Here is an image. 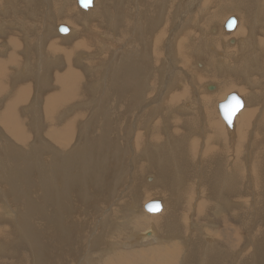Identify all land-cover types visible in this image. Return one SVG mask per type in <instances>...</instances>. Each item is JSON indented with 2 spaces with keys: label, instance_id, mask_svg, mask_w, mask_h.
Listing matches in <instances>:
<instances>
[{
  "label": "rangeland",
  "instance_id": "1",
  "mask_svg": "<svg viewBox=\"0 0 264 264\" xmlns=\"http://www.w3.org/2000/svg\"><path fill=\"white\" fill-rule=\"evenodd\" d=\"M12 1L13 3H16V4L19 3L18 6H23L22 4H24V2L27 3V1H29L28 2L29 4L30 2L31 4L32 3L34 4V0H12ZM22 1L24 2L22 3ZM47 1L49 2L50 6H48L49 4ZM58 1H61V0H58ZM124 1L123 0H94V5L97 8L96 7L92 8L93 7L92 6L89 11L81 10L77 6L75 0L66 1L67 4H71L70 7L72 5H73L72 7L77 6V9L79 11L78 13H76L78 15H74L72 17V21L74 20L73 25H74V30H75L74 37H72L71 39L68 38V40H66L63 43L64 45L62 46L65 47V49L66 47L75 46L76 51L77 50L78 51L76 53L77 55L75 54V56H69V58L66 60L59 59V61L64 63V64L62 63L64 66L60 64V66L58 65V67L53 66L52 69H50L52 66H50L49 68H45L44 72H47L48 77H49L46 83H43L44 82L43 79H45L44 76H43L44 78L42 77L41 79L42 84L37 81L36 79L37 74L35 73L38 71L37 69L35 71V68L33 69L35 73L29 72L28 70L27 73L21 74L19 77L15 76L16 73L18 72L13 73L14 71L13 61L14 60L12 57L8 60L10 62L8 66L3 65L4 74H2V72L0 73V83L4 82V83H1L0 87L2 86L6 87V90L4 91V93L0 94V105L2 106V104H4V106L2 107L3 113H4L6 98L10 96L14 97L15 96L14 94L19 89V86H21L20 90L28 87L27 90H29L28 92L29 97L26 102L24 101L22 103L23 105L19 106L21 110L19 109V107L17 108L19 111L16 110L17 116L18 115L20 116V117L18 116V118H20L21 120V128L22 130L26 131L25 138L27 139L25 140L23 139L22 142H19L13 137H11L8 133H6L5 131L6 128L4 125L1 124L0 126V132L4 137V138L3 137L0 138V141H2L0 142V164H1L0 167L2 166L0 168V172L2 171L0 173V188H2L5 191L8 197L14 195L17 197V199L19 198L22 201V202H17L14 204L11 197L9 198L0 197V233H8L10 234V237H12L13 239L10 246H6V244H4L5 242L3 241L4 238L0 236V242H1L0 244V264H58V262L59 264H66L68 261H69L68 262L69 264H85L86 262H87L86 264H95L91 262V260L93 261L92 258H95L94 260H97L98 253L101 250L107 248L108 244L110 243H111V248L113 249L115 255L110 256L109 259L117 261L120 258H122L124 261H127L129 264H264V148H263L264 147V124H263L264 121L262 118L259 119L260 115L262 117V114H264V110H263L264 109V75H263L264 68L260 67L263 65L261 53H263V56H264V51L262 50V48L260 49V47H262L264 44V41L261 40V37L263 38V35H264V14H262L264 13V6H263L264 0H241V1L240 0H219V1L210 0L211 2H209V0H200V2L199 0H196V3H194V0H187V1L186 0H180V1L179 0H145V3H147L149 7L146 6V8H142L141 10L137 8H139L140 4L142 3L141 2L142 0H137V2H135L134 0H131L130 2L128 1L129 3H127V0H124ZM40 2H43V4L45 3L44 8L46 7L47 9L50 10L51 9L50 7H52L57 2V0H50V1L40 0ZM96 2H98L99 5ZM224 4L227 5L229 10L227 9V7H225ZM101 5L104 6L105 11L108 12V15L105 14L104 8ZM217 6L218 7L220 6V8H218ZM63 7L64 9H66L65 6ZM70 7H67V10ZM108 8L110 9V11L108 10ZM43 9H38V11L44 16L43 23L47 25L46 26L47 29L50 28V31H52L53 27L51 26H53L52 23L54 22V20L52 21L46 20V17H45L46 11L45 10L43 11ZM68 11L70 12V14L72 13L75 14V12H72L70 10ZM93 11H94V15L90 14L91 12L93 13ZM235 12L239 13L238 17H240L241 19L237 17V13ZM88 15H91V16L87 17ZM208 15L211 17H209ZM226 16H228L227 19L229 17H237L238 26L241 20H244L245 22H247V26L244 28V29L246 28L247 29L244 30L243 32L244 33L248 32V33L245 35H242L241 37L243 39H247V41H249L248 44L246 43L247 41L241 42V41L236 40L237 43H239V44H236L238 46L230 45V44L235 43L234 40L232 39L229 44L227 41L229 40V38H226V36H222V35L221 37L220 34L218 35L219 37L217 36L219 40H216V45H214L212 41H207L206 43V40L210 39L211 35L216 36L215 31L219 30L218 33H222L221 32L222 31V20H223L222 18H225ZM139 17H140L141 24H143L142 33H139L138 31L139 30V26H138ZM158 17H160V20L154 21L156 18L158 19ZM250 17L252 18L251 21L249 20L251 19ZM111 19H113V23H111ZM149 19H151L152 21ZM75 20L77 23H75ZM208 21L209 22L211 21V24L210 23L208 24ZM201 22L202 24L204 23L202 26L204 28L201 27L202 25ZM237 22H236V26H237ZM56 23H60V21L57 20ZM213 24L214 26L215 25L216 26L214 27ZM45 25H43L44 28H46ZM153 26L155 28V31H153L154 30ZM211 26L212 28H210ZM236 26L235 28H240ZM250 26L252 27V29L250 28ZM35 28L36 26L33 27V30L37 29ZM131 28H132V31H134V33L131 32L130 30ZM176 28L178 29V31L176 30ZM150 30H151V34L153 33L152 35L149 33L151 35V38H150V35L148 34ZM160 30H161L162 35L165 36V37L163 36L161 37L163 40L161 39L160 44L163 47H161V45L159 44L157 45L156 43H154L156 41V40L154 41V38L157 32H159ZM119 31H121L122 34L118 35ZM249 31L253 32V33H250L251 36L249 34ZM173 32H177L178 35L179 34L181 35L176 36L177 34H174ZM223 32L227 33V35L229 34L234 35V33L232 32H235V31L233 30V31L227 32L225 31L224 25H223ZM56 33L58 34V32ZM143 33H146V34H143ZM172 33L175 36V42L171 41V39L174 40L173 36H171L170 38V35H172ZM248 36L250 38L255 36V38L251 39L252 40L251 41V40H248L249 38ZM258 37L260 39H257ZM50 38L48 40L47 39L45 40V43H46L45 45L47 46L49 45ZM238 39H241V38H238ZM148 40L149 41L151 40L150 43H148L149 42ZM164 40H166L165 45H164ZM178 41H181L180 43L184 45L182 46ZM170 42L171 44L172 42H174L175 44L177 43L176 44L177 46L173 43L172 44L174 46L173 48ZM217 43L219 44L217 45ZM226 43L228 44V47ZM58 44L61 46V42H58ZM71 44H74V45H71ZM151 44H153V46L156 45L155 48L152 49L153 46ZM195 44L199 46H196L197 48H195ZM45 45H44V50L48 51L50 56L56 57L59 54L61 55V53H58L56 55L54 54L55 56L53 54L51 55L50 51L45 49L46 48ZM80 45L82 47H80ZM245 45H247L248 48ZM252 45H254L255 47ZM128 46L130 47V49ZM181 46L183 48L187 47L188 50L190 49V46L192 48V53L189 54L191 56L190 58H188V62H186L187 66L185 68L183 67V61H185V59L179 58L182 56L178 50V48L180 49ZM200 46H201L202 52H200V48H199ZM237 47L239 50L237 49ZM3 48L5 47L1 45L0 49L2 50ZM230 48L231 49L233 48V50L230 51L229 50ZM246 48L248 49V51ZM172 49L173 51H170ZM154 50H157L156 53ZM240 50L243 51V53L245 51V53L243 54ZM235 51L236 52L238 51V52L236 53ZM21 52L22 51H18L15 54L19 55L20 53V55H26L24 57L27 58V54L29 52H22V53ZM138 52L140 53V55ZM231 52L233 53L231 54ZM4 53L5 52L0 51V55ZM253 53L255 55H258V58L260 60L257 58V60L254 61L250 57L254 55ZM32 54L34 55L36 54L35 55L36 60L39 59V56L37 55V53H32ZM44 54L46 56L48 55L46 53ZM233 54L237 58L234 57ZM241 54L242 56L244 55L243 57L245 59L247 60L249 59L248 65L250 63V60L253 61L250 63L252 64L250 65L251 67L249 66L247 71L246 70L244 71L245 74L243 72H240L239 70L241 69V66L238 63L241 62L243 58ZM249 54L250 56H248ZM141 55L143 56V58ZM155 55H159L158 57L160 58L155 57ZM125 56L126 58H124ZM184 56H187V55H184ZM149 57H152V58H149ZM168 57H174L175 59L177 57L176 61H174L175 67L177 68H173L171 71H169L170 74L169 73L164 74L163 72L165 68H169V69L172 68L169 62L173 59L168 58ZM142 59H145L146 64L142 61ZM148 59L150 60L148 61ZM122 60H125L123 61L125 64H123L120 67L121 69H119V67L117 66L118 65L117 62L119 63ZM130 60H133V61L131 62ZM197 60H199L200 64L203 62V65L201 64L202 70L199 69L200 68L199 65L195 66L196 68L194 67V64L196 63ZM219 60L222 61L223 63H226V64L230 63L231 65H233L231 66V68L234 67L232 70L228 69L230 72L231 71L234 72L233 76L231 75L230 72L226 74L231 75V78L233 79L236 78L237 79L236 82L239 84L241 82L242 85L241 84L239 85L240 88L232 89L233 91H229V90L224 91L223 92L224 94L222 97L217 98L218 96H215L213 99H211L212 101L223 102L226 99V97L231 93H235L239 96L241 94L240 93L238 94V92L235 90L242 89V88L246 89V87H250L254 93L252 94V92L247 88L246 91L248 90L251 93L249 94V98L251 99L253 97V100H250L248 97L243 96L245 100L249 99V101L247 102H248V107L250 108V110L253 111L254 109L255 111L254 117L251 121L252 128L250 129L249 134L248 133L246 134L244 139H241L238 133H236V130H237L236 123L234 124V126L236 127V130L234 126L230 130L226 127L220 115L218 114L217 116L219 122L223 126V129L226 135L228 136L227 140H225L226 144H225V152H224L227 155L226 156L227 163H225L226 160L219 162L218 159H214V158H213L214 162H212V157H208L211 154H215L216 156H219L218 151H215L214 153L212 152L209 154L207 153V156H202L200 153L201 149L199 148V146H203L204 143H201V145L196 144L197 141L198 143L199 141L204 142V140L209 138V132H208L209 126L207 124L208 122L207 116L209 114V107H208V104L205 103V101L204 103L200 102L201 100L200 98L203 99L202 96H205V94H209V93H206L204 90H202V85L204 83L210 82L208 81V79L205 78L206 75H209L211 71L210 64L213 62V66L216 70L217 66L221 63ZM32 61H34V58ZM34 63L35 62H33V64ZM138 63H142L141 64L142 68H140V70L138 69L139 66H137ZM178 63L181 67L178 65ZM114 64L116 66H113ZM206 64H208L210 68ZM66 65H67V68H66ZM68 65H71V67ZM158 66H160V69H157V73H159V75L156 74V70H155L156 68H159ZM114 67L117 69L116 70L118 74L117 79L112 77L113 72H115ZM131 67L133 68L132 72L129 71ZM223 68L225 69V67ZM235 68H237L238 70ZM72 69H74L75 75H74L73 80L71 79L72 80L71 83L69 80L64 85L54 84L58 82L57 81L58 76L61 77L62 74H67L68 70H72ZM174 69H176L177 72ZM251 69H254V70H251ZM260 70L262 71V73ZM220 71L218 72L216 71V75H215L216 79L218 78L219 80H221V78L222 79L228 78L227 75L223 76L224 77L223 78L222 74L224 73H221V72H224V71L223 70L221 72ZM58 72L59 74H57ZM183 72H187L186 76L189 78H186ZM203 72L204 74H206L205 76H202L204 75ZM226 72L228 71L226 70ZM138 73H139V76H138ZM189 73L190 75H188ZM195 73L202 74L201 75L202 78H199L196 80ZM110 74H112L111 77H109ZM6 75H13L14 77H9ZM107 77L109 78L107 79ZM4 79L5 81H3ZM117 80H119V82ZM170 80H171V83L175 81V84L176 83L178 84V85L176 84L173 90L165 88L162 86V84H160L162 82L165 84H169ZM249 82H251V84L252 83L255 84V85L252 84L253 88L251 87L252 85ZM211 83L217 84V81H211ZM38 85L40 87H38ZM70 85L71 87H68ZM113 85H115V87ZM244 85L245 87H242ZM115 89H117V91ZM195 89H198V90H195ZM69 91H72L73 93L72 103H70L69 105L67 104V106H61L58 112H55L53 117L47 121L45 114H44V103L46 101V97H50V96L55 97L56 95L59 94L63 96L64 100H66V98H69ZM109 91H110V94H109ZM172 91L176 93H179V92L181 93V92L186 91V94L184 98H182L179 101V103L173 105L171 101L169 100V98L175 94ZM197 91L199 92V97L194 96L195 94L198 95ZM208 92H215V90L214 89L210 91L208 90ZM7 93L10 96H8ZM130 93L134 94L135 96L131 95ZM24 94L26 95L27 93L24 92ZM118 94L119 96L122 95L123 99H125L126 102L123 100V104H119V105L117 104L118 105L117 106L116 104L114 105V101L113 99H111V96L113 97L114 95H116L117 97H119ZM124 96L126 98H124ZM223 97L224 99H222ZM193 99H194V102H193ZM105 100L108 102V104L109 103H112V104L108 105L107 103H105ZM136 101L138 103H136ZM252 101H255V102H252ZM128 102L129 104H127ZM184 102H186V107L188 110H190V112H186L184 110L182 113V109H180V107L182 106L181 103L183 104ZM198 102L202 104L198 105ZM256 102L258 103L257 105L255 104ZM33 104H37V106L31 108V105ZM73 104H74V107H73ZM251 105H253V107H251ZM120 106L121 108H119ZM166 106L168 107L166 108ZM214 108H215V105H214ZM119 109H122L123 112ZM242 110L241 112H239L238 115L242 114ZM39 111L42 113H40ZM215 112L216 111L214 109V113ZM102 116H104L105 118ZM40 118H44L46 120H43V119L39 120ZM182 118H185V119H182ZM201 118H203L202 119L203 121L201 120ZM189 119H191L192 123L191 125H188V124L187 125L191 126V128L188 127L190 128L188 129L187 125H185L186 127L183 128L180 125L181 123H183L182 120H184L186 124V121H188ZM174 123H176V125H172ZM260 123H262L263 126L259 127L260 128L259 129L258 126L260 125ZM242 126L244 125L242 124L240 129L242 128ZM240 129H239V133H240ZM231 133L232 135H230ZM189 136L191 138H189ZM8 138L10 141L8 140ZM257 138H258V141H257ZM42 139H45V140H42ZM240 139L244 141L241 142ZM6 140H8L9 142ZM67 140L69 141L71 140V141L67 142ZM208 140L211 141L210 139ZM185 141L190 142L191 144L194 142V144L190 145L191 147L189 146L190 154L193 160L191 162L192 168L189 172L183 171L181 172V175H179L178 170H176L177 169L176 166H178L180 163L179 161L180 158L178 157V154H179L178 151H181L180 149L183 148V146L181 147V145L182 143L184 144ZM209 144L214 146L211 142H209ZM258 146L259 148L257 149L256 147ZM261 146H262V149H261ZM20 150H23V151H20ZM67 150H68V153H67ZM79 150L84 156L79 154ZM236 151L238 152V156L240 158V162H239L240 167H239L238 173H237V170H235V165H234L235 160H236L234 152ZM70 152L73 153V155L77 158L69 154ZM84 152L88 154H85ZM252 152L253 154H251ZM258 152L260 153L261 156L258 155L259 154ZM14 153H16L17 156L16 155L14 156ZM27 153L28 155H26ZM199 153L201 156L198 155ZM23 155H25V157ZM32 156L34 157V159L32 158ZM199 156L201 157V160ZM207 157L209 158V160ZM83 158L85 159V161L83 160ZM17 160H19L20 162L18 161L16 163ZM199 160L200 162H202L203 160L204 162H206L205 164L203 163V168L201 169L198 166ZM105 161L106 163L103 165ZM186 162L188 163L189 161H186V160L181 161L184 167L187 164ZM10 163H12L13 165ZM97 163L99 165H97ZM212 163L214 164L220 163L219 165L220 168L216 172L211 170L210 171L211 173H210L208 170L205 169V167L207 166V164L213 165ZM22 165L25 167H23ZM112 165L114 169L108 170L107 168L111 167ZM216 166L217 165H215V167ZM100 167H103V168L100 169ZM196 168L198 172L196 171ZM172 170L174 171V174ZM17 172L19 173V175ZM222 172H223V175L218 177V175ZM45 173L47 175H45ZM207 173H209L210 175ZM234 173L236 177L234 176ZM15 174L17 176H15ZM75 174H77V176ZM89 174H91V176ZM196 174H198V176H195ZM53 175H55L56 178L53 177ZM154 175H156V178ZM181 176L184 178H181ZM78 177L79 179H77ZM196 177H198L199 180ZM221 178L223 182L221 181ZM34 179L38 181H35ZM104 179H106L107 182H105ZM236 179H238L239 182ZM14 180H16L17 182ZM194 180L199 182L200 184H197V182H195ZM75 182H78V183H75ZM83 182L88 185H91V188L88 189V187L90 186L84 184ZM109 182L111 183V185ZM106 183L109 185H107ZM260 184L262 185L260 186ZM23 185H25L24 188H23ZM92 185L94 189L92 188ZM177 185L179 186V188ZM229 186L231 188H229ZM103 187L105 188L106 191L102 190L104 189ZM175 188H177V190ZM41 189L43 190V193ZM184 189L185 190L188 189L189 192H187L188 190L185 191ZM16 191H18L19 194ZM54 191L56 194L54 193ZM88 192L89 194L91 193L92 195H95L94 196L95 199H92L93 198L92 197L90 200L89 196L87 195ZM0 193H1V190H0ZM104 193L106 194L104 195ZM138 193H144V194H141L139 198L137 199L136 196ZM183 193H186V194H183ZM231 193L232 194L234 193V194L232 195ZM144 195L145 197H143ZM178 195L180 196V198ZM233 196L234 198H232ZM97 197H98V200H97ZM100 197H102V199H100ZM34 198H36V200ZM4 200L5 202L3 203L2 201ZM94 200H97V201H94ZM156 200L160 201L161 210L157 213L151 214L148 211L147 213L146 210L144 209V205H146L148 202H152ZM31 202H34V203H31ZM56 202H58L59 205ZM65 202L66 203L68 202V204L65 205ZM91 202L95 204L93 208L87 207L88 205H92ZM125 202H128V203L125 204ZM200 202H203L205 205L203 209H201L200 205H198ZM28 203L30 204V206ZM99 203L101 205H99ZM13 204L14 206L12 208ZM124 204H125V207H124ZM7 205L11 209L16 211L18 214L16 216L17 217L16 226H13V224L6 221L8 219L7 216L9 215L8 213H4L5 209L8 208L6 207ZM47 206L49 208H47ZM55 207L59 208L60 210L56 209ZM132 209L135 212L138 210L139 212H141L140 215H138L137 213L134 214V217H137V219L139 220V229H135V230H131L130 227H128L127 225V222L132 218L131 216L134 213ZM50 210L51 211L53 210L52 211L53 214L52 213L50 214L51 212ZM68 211H72V213H68V216L71 218L74 217V221L76 222L75 226L77 227V232H75L74 229L63 230L61 231L63 233L60 232V236L64 239V241H62V244L64 246L66 245V248L77 250L75 251L77 254L75 257V254L73 252L68 258L64 257L62 259H59L58 247L56 250L52 249V251L45 250L42 246V240L39 243L38 238H37L38 241L36 242L35 240L27 237L29 235V228H30V227H27L29 226V222L27 221H29L28 219L29 216H42L43 217L45 216V214H46V216L44 217L45 222H48L49 220L54 221L56 220V217L57 219L59 217L63 218L65 216V213L67 214ZM42 213H44V215ZM142 214L143 215L145 214V215L143 216ZM19 215L20 217L22 215L21 218H23L24 216V218L21 219ZM47 215L49 216L47 217ZM13 216L15 218L14 213H13ZM49 217L52 219H50ZM161 217L162 219L164 217V219L161 220L160 219ZM148 218L151 219V221L148 220ZM167 220H169V222ZM178 220H180V223H178L179 222ZM22 223L23 224L25 223V224L23 225ZM161 223H162V226H161ZM175 223L178 225H176ZM24 228L25 230L27 229L26 231H28V234H26L27 233L26 231H22L24 230ZM49 228L52 230L54 229V226L52 223L49 225ZM154 231L156 232V237L154 240H152L153 236L149 237L148 239L138 237V235L140 236V235H145L149 233L154 235ZM158 238L161 239L160 243L157 242ZM28 239L30 240V242L28 241ZM140 240H145L146 242H142ZM81 241H82L83 246H81V244L79 243ZM135 241H139V243H145V244H138ZM54 244L57 246V241H54ZM73 244H76V246ZM88 244H90V247L92 245L93 248L87 247ZM77 245H80V246L77 247ZM176 245L178 246V248H175V249H180V250L178 251V254L176 252L174 255H172L170 248L173 249L174 248L173 246H176ZM33 246L36 249H34ZM74 246L75 248H78V249H75ZM30 247L34 250H32ZM83 247L85 248L83 249ZM53 250L55 254H53ZM15 252H16V255H14ZM48 252H51L52 254ZM32 254L35 260L32 257ZM77 255H81V256H77ZM143 256L146 258L143 259ZM88 259H91V260H88ZM63 261H65L66 263Z\"/></svg>",
  "mask_w": 264,
  "mask_h": 264
},
{
  "label": "bare ground",
  "instance_id": "2",
  "mask_svg": "<svg viewBox=\"0 0 264 264\" xmlns=\"http://www.w3.org/2000/svg\"><path fill=\"white\" fill-rule=\"evenodd\" d=\"M8 0H0V46L2 45V46H4L5 48H3L2 50L0 49V51H3V52H5L4 54H2V55H0V73L2 72V74H4V69H3V65L4 66H8L9 64H10V62L8 61L11 57L13 58V73L15 72H18V73H16V75L15 76H20L21 74H24V73H27L28 72V70H29V72H32V73H35V71H36V69H37V71L38 72H36L35 74H37L36 75V79H37V81L38 82H42L41 81V79H42V77L44 76L45 77V79H43L44 80V82L43 83H46L47 82V80H48V73L47 72H44V70H45V68H49L50 66H52L50 69H52L53 68V66H57L58 67V65L60 66V64H62L63 62H61V61H59V59L60 60H66V59H68L69 58V56H75V54L77 53V51H76V49H75V46H73V47H66V49H65V47H63L62 45H64L63 43L66 41V40H68V38L69 39H71L72 37H74V33H75V30H74V20L72 21V17L74 16V15H78V14H76V13H78V9H77V6L75 7H70V5L71 4H67V0H61V1H58L57 0V2L52 6V7H50L51 9L49 10V9H47L46 7L44 8V4H43V2H40V0H34V4L32 3L31 4V2H30V4L28 3L29 1H27V3L25 4V2L24 1H22V3L24 2V6H18L19 5V3H13V1L12 0H10V2L8 1V4H9V6H7V5H4V2H7ZM11 1H12V3H11ZM42 1H44V0H42ZM50 1V0H49ZM124 1V0H123ZM131 1V0H127V3H129V2ZM135 2H137V0H134ZM180 1V0H179ZM187 1V0H186ZM185 1V2H186ZM219 1V0H218ZM217 1V2H218ZM241 1V0H240ZM48 2V1H47ZM53 2V1H52ZM51 2V3H52ZM72 2V1H71ZM75 2H76V0H75ZM99 2V1H98ZM98 2H96L98 5H99V3ZM125 2V1H124ZM142 3L140 4V6H139V8H137V9H139V10H141L142 8H146V6L147 7H149L148 6V4L147 3H145V0H142L141 1ZM161 2V1H160ZM184 2V3H185ZM199 2H200V0H199ZM209 2H211L210 0H209ZM213 2V1H212ZM102 3V2H101ZM100 3V4H101ZM104 3V2H103ZM107 3V2H106ZM194 3H196V0H194ZM224 3V2H223ZM6 4V3H5ZM48 4H49V2H48ZM74 4V3H73ZM96 4V5H97ZM109 4V3H108ZM118 4V3H117ZM239 4V3H238ZM258 4V3H257ZM16 5V6H15ZM23 5V4H22ZM134 5V4H133ZM218 5V4H217ZM222 5V4H221ZM225 5V4H224ZM223 5V6H224ZM46 6V5H45ZM48 6H50V4L48 5ZM63 6H65L66 7V9H64V7ZM93 7L92 8H95L96 6L94 5V0H93V5H92ZM101 6H103V5H101ZM100 6V7H101ZM229 6H231V5H229ZM259 6V5H258ZM264 6V5H263ZM67 7H70V8H68V10H70V11H72V12H75V14H70V12L67 10ZM218 7V6H217ZM225 7H227V5H225ZM44 8V9H43ZM97 8V7H96ZM103 8H104V6H103ZM107 8V7H106ZM133 8V7H132ZM218 8H220V6L218 7ZM263 8V7H262ZM38 9H43V11L45 10L46 11V14H45V17H46V20H50V21H52V20H54V22L52 23V25L53 26H51V27H53V30L52 31H50V28L49 29H47V25H45L44 23H43V18H44V16L38 11ZM101 9V8H100ZM227 9L229 10V8L227 7ZM90 10V8L87 10V11H89ZM103 10V9H102ZM108 10L110 11V9L108 8ZM130 10V9H129ZM192 10V9H191ZM203 10V9H202ZM262 10V9H261ZM127 11V10H126ZM144 11V10H143ZM176 11V10H175ZM201 11V10H200ZM236 11V10H235ZM240 11V10H239ZM104 12H105V14H107L108 15V12L107 11H105V8H104ZM107 12V13H106ZM119 12H120V10H119ZM124 12V11H123ZM145 12V11H144ZM231 12V11H230ZM229 12V13H230ZM248 12V11H247ZM253 12V11H252ZM100 13V12H99ZM206 13H208V12H206ZM212 13V12H211ZM227 13V12H226ZM232 13V12H231ZM230 13V14H231ZM235 13H237V12H235ZM261 13V12H260ZM259 13V14H260ZM89 14V13H88ZM90 14H93L94 15V11H93V13L91 12ZM111 14V13H110ZM118 14V13H117ZM129 14V13H128ZM225 14V13H224ZM238 14L239 13H237V17H238ZM245 14V13H244ZM250 14V13H249ZM262 14H264V13H262ZM86 15V14H85ZM178 15V14H177ZM211 15V14H210ZM256 15V14H255ZM91 15H88L87 17H90ZM209 16V15H208ZM213 16H214V14H213ZM228 16H230V15H228ZM228 16H226L225 18H222L223 20H222V33H218L219 32V30H217V31H215V34H216V36H210V39H208V40H206V43H207V41H212L213 42V44L214 45H216V40H219V38H217V36L220 34V36L222 35V36H226V38H229V40H227L228 41V43L230 44V42H231V40L233 39L234 40V42L235 43H233V44H230V45H236V44H239V43H237V41L236 40H238V41H241V42H245V41H247V39H243L241 36L242 35H245V34H247V33H244L243 31L244 30H246V29H244L246 26H247V22H245L244 20H241L240 21V23H239V26H238V22H237V20H238V18L239 19H241L240 17H233L234 19H236V22H237V26H236V23H235V26L236 27H240V28H233V30L235 31V32H232V33H234V35H231V34H229V35H227V33H224L223 32V25L225 24L224 22H226L228 19H227V17ZM239 16H241V15H239ZM243 16V15H242ZM258 16V15H257ZM79 17V16H78ZM99 17V16H98ZM109 17V16H108ZM160 17H162V16H160ZM160 17H158V19L156 18L154 21H158V20H160ZM209 17H211V16H209ZM220 17H221V15H220ZM261 17V16H260ZM84 18V17H83ZM82 18V19H83ZM116 18V17H115ZM124 18V17H123ZM126 18V17H125ZM186 18V17H185ZM229 18H231V17H229ZM245 18H246V16H245ZM249 18V17H248ZM251 18V17H250ZM263 18V17H262ZM75 19V18H74ZM92 19V18H91ZM107 19V18H106ZM120 19V18H119ZM154 19V18H153ZM189 19V18H188ZM194 19V18H193ZM214 19V18H213ZM212 19V20H213ZM219 19V18H218ZM217 19V20H218ZM221 19V18H220ZM227 19V20H226ZM244 19V18H243ZM57 20H59L60 21V23H56L57 22ZM77 20V19H76ZM76 20H75V23H77L76 22ZM79 20V19H78ZM81 20V19H80ZM85 20V19H84ZM87 20V19H86ZM101 20H102V18H101ZM149 20H151V19H149ZM171 20V19H170ZM173 20V19H172ZM187 20V19H186ZM201 20V19H200ZM209 20V19H208ZM226 20V21H225ZM246 20V19H245ZM250 21L252 20V18L251 19H249ZM258 20V19H257ZM262 20V19H261ZM107 21V20H106ZM152 21V20H151ZM175 21V20H174ZM207 21V20H206ZM248 21V20H247ZM249 21V22H250ZM256 21V20H255ZM86 22V21H85ZM215 22V21H214ZM111 23H113V19H111ZM211 24V21L209 22L208 21V24ZM216 23V22H215ZM255 23V22H254ZM89 24V23H88ZM131 24V23H130ZM201 24H202V22H201ZM204 24V23H203ZM203 24L201 25V27L203 26ZM217 24H218V22H217ZM251 24V23H250ZM43 25H45V27L46 28H44V26ZM59 25H67V27H69L70 28V33L68 34V35H65V36H59L56 32V30H57V27L59 26ZM114 25H115V23H114ZM143 24H141V21H140V17H139V30L138 29H136V30H138L139 31V33H142L143 32V29H142V26ZM162 25V24H161ZM199 25V24H198ZM254 25V24H253ZM36 26V30H33V27H35ZM88 26V25H87ZM109 26H111V25H109ZM134 26H135V24H134ZM200 26V25H199ZM213 26H214V24H213ZM216 26V25H215ZM214 26V27H215ZM255 26V25H254ZM49 27H50V25H49ZM119 27V26H118ZM145 27V26H144ZM184 27V26H183ZM200 27V28H201ZM114 28V27H113ZM124 28V27H123ZM135 28V27H134ZM153 28H154V26H153ZM152 28V29H153ZM180 28V27H179ZM199 28V29H200ZM202 28H204V27H202ZM210 28H212V26L210 27ZM220 28V27H219ZM250 28L252 29V27L250 26ZM262 28V27H261ZM91 29V28H90ZM93 29V28H92ZM96 29V28H95ZM151 29V30H152ZM253 29H254V27H253ZM256 29V28H255ZM114 30V29H113ZM131 30V32H133L134 33V31H132V28L130 29ZM136 30H135V32H136ZM151 30H150V32H148V34L150 33L151 34ZM176 30L178 31V29L176 28ZM181 30V29H180ZM232 30V31H233ZM137 31V32H138ZM148 31V30H147ZM153 31H155V28H154V30ZM163 31V30H162ZM198 31V30H197ZM210 31V30H209ZM257 31V30H256ZM186 32H187V30H186ZM214 32V31H213ZM217 32V33H216ZM174 34H177V32H173ZM173 33H172V35H170V38H171V36H173V38H174V40H172L171 39V41H174L175 42V36L173 35ZM195 33V32H194ZM205 33V32H204ZM250 33H253V32H251V31H249V34ZM107 34V33H106ZM118 34V33H117ZM120 34H122L121 33V31H119V34L118 35H120ZM128 34H130V33H128ZM143 34H146V33H143ZM147 34V35H148ZM149 34V35H150ZM153 34V33H152ZM151 34V35H152ZM171 34V33H170ZM198 34V33H197ZM206 34V33H205ZM258 34V33H257ZM76 35V34H75ZM125 35V34H124ZM134 35V34H133ZM151 35H150V38H151ZM179 35H181V34H179ZM178 34L176 35V36H179ZM183 35V34H182ZM193 35V34H192ZM252 35H254V34H252ZM53 36V37H52ZM136 36V35H135ZM143 36H145V35H143ZM163 35H162V33H161V30L159 31V32H157V34H156V36H155V38H154V43H156L157 45L159 44V45H161L160 43H161V37H162ZM169 36V35H168ZM167 36V37H168ZM187 36V35H186ZM188 36H189V34H188ZM221 36V37H222ZM250 36H251V34H250ZM256 36V35H255ZM255 36L254 37H249L248 38V40H251V39H253V38H255ZM51 37V38H50ZM157 37V38H156ZM163 37H165V36H163ZM219 37V36H218ZM50 38V43H49V45L47 46V45H45L46 43H45V40L47 39H49ZM53 38V39H52ZM110 38V37H109ZM131 38V37H130ZM135 38V37H134ZM148 38H149V36H148ZM153 38V37H152ZM238 38H241V39H238ZM246 38V37H245ZM77 39V38H76ZM178 39V38H177ZM176 39V40H177ZM257 39H260L259 37L257 38ZM79 40V39H78ZM114 40V39H113ZM163 40V39H162ZM168 40H169V38H168ZM190 40V39H189ZM198 40V39H197ZM261 40H263L264 41V35H263V38L261 37ZM144 41V40H143ZM149 41V40H148ZM147 41V42H148ZM151 41V40H150ZM150 41L148 42V43H150ZM223 41V40H222ZM252 41V40H251ZM258 41V40H257ZM58 42H61V46L58 44ZM75 42V41H74ZM73 42V43H74ZM80 42V41H79ZM79 42H78V44H79ZM134 42V41H133ZM163 42V41H162ZM166 42V40H164V45L166 44L165 43ZM174 42H172V44L174 43ZM179 43L181 42V41H178ZM198 42V41H197ZM211 42V43H212ZM248 42L249 41H247L246 43L248 44ZM21 45H20V44ZM82 43V42H81ZM140 43V42H139ZM139 43H137V44H139ZM142 43V42H141ZM145 43V42H144ZM152 43V42H151ZM178 43V44H179ZM183 43V42H182ZM185 43V42H184ZM222 43H224V42H222ZM67 44V43H66ZM84 44H85V42H84ZM114 44V43H113ZM170 44H171V42H170ZM171 44V45H172ZM175 44V43H174ZM177 44V43H176ZM175 44V45H176ZM181 44V43H180ZM179 44V45H180ZM210 44V43H209ZM208 44V45H209ZM219 43H217V45H218ZM227 44V43H226ZM245 44V43H244ZM243 44V45H244ZM250 44H251V42H250ZM9 45H11V46H9ZM44 45L46 46V48L45 49H47V50H49L50 51V53H51V55L53 54H58V53H61V55L59 54L58 56H56V57H52V56H50V54L48 53V51H46V50H44ZM71 45H74V44H71ZM121 45V44H120ZM148 45H150V44H148ZM147 45V46H148ZM152 46H153V44H151ZM182 46L184 45V44H181ZM194 45V44H193ZM193 45H191V46H193ZM207 45V46H208ZM211 45V44H210ZM240 45H242V44H240ZM256 45V44H255ZM258 45V44H257ZM67 46V45H66ZM90 46V45H89ZM146 46V45H145ZM155 46L156 45H154L153 47H152V49L153 48H155ZM173 46V45H172ZM177 46V45H176ZM180 47V49L178 48V50H179V53L182 55L181 57H179V58H183V59H185V61H183V67L185 68L186 66H187V64H186V62H188V58H190V56L191 55H189L190 53H192V48H191V46H190V49L188 50V48L187 47ZM187 46V45H186ZM196 46H199V45H196L195 44V48H197ZM236 46H238V45H236ZM245 46H247V45H245ZM252 46H254V45H252ZM80 47H82L81 45H80ZM129 47V46H128ZM161 47H163L162 45H161ZM227 47H228V44H227ZM231 47H233V46H231ZM240 47V46H239ZM244 47V46H243ZM255 47V46H254ZM253 47V48H254ZM257 47V46H256ZM258 47H260V46H258ZM136 48V47H135ZM167 48V47H166ZM173 48H174V46H173ZM194 48V47H193ZM200 48V52H202L201 51V46L199 47ZM207 48V47H206ZM215 48V47H214ZM224 48V47H223ZM247 48H248V46H247ZM246 48V49H247ZM262 48V50L264 51V44H263V46L262 47H260V49ZM126 49V48H125ZM129 49H130V47H129ZM128 49V50H129ZM165 49V48H164ZM170 49V48H169ZM176 49V48H175ZM226 49V48H225ZM237 49H238V47H237ZM250 49V48H249ZM127 50V51H128ZM160 50V49H159ZM163 50V49H162ZM194 50V49H193ZM230 51L231 50H233V48L231 49H229ZM239 50V49H238ZM18 51H22V52H29L28 54H27V58L26 57H24V56H26V55H20V53H19V55H16L15 53H17ZM133 51V50H132ZM155 51V53H156V51L157 50H154ZM170 51H173V49L172 50H170ZM226 51V50H225ZM227 51H228V49H227ZM229 51V52H230ZM241 51V50H240ZM247 51H248V49H247ZM21 52V53H22ZM152 52V51H151ZM159 52V51H158ZM157 52V53H158ZM175 52V51H174ZM236 52V51H235ZM235 52H234V54H235ZM238 52V51H237ZM236 52V53H237ZM242 53H243V51H241ZM241 52H239V53H241ZM252 52V51H251ZM32 53H37V55L39 56V59H37L36 60V57H35V55L34 54H32ZM44 53H46V54H48L47 56L44 54ZM139 53V52H138ZM165 53V52H164ZM196 53V52H195ZM233 52H231V54H232ZM244 53H245V51H244ZM243 53V54H244ZM248 53H250V52H248ZM256 53V52H255ZM142 54V53H141ZM146 54V53H145ZM159 54V53H158ZM187 55V56H189V57H187V56H184V55ZM197 54V53H196ZM234 54H233V56H234ZM252 54V53H251ZM254 54V53H253ZM54 55V56H55ZM77 55V54H76ZM139 55H140V53H139ZM160 55V54H159ZM159 55H155V57H158ZM162 55V54H161ZM202 55V54H201ZM228 55V54H227ZM238 55V54H237ZM246 55V54H245ZM260 55V54H259ZM19 56H21V57H19ZM135 56V55H134ZM142 56V55H141ZM147 56H149V55H147ZM152 56V55H151ZM219 56H221V55H219ZM232 56V57H233ZM241 56H242V54H241ZM244 56V55H243ZM242 56V57H243ZM248 56H250V54L248 55ZM261 56H262V63H263V65L262 66H260V67H263L264 68V56H263V53H261ZM85 57V56H84ZM226 57V56H225ZM234 57H236V56H234ZM254 61H256L257 60V58H258V55H252V56H250ZM33 58H34V61H32L33 60ZM124 58H126V56L124 57ZM142 58H143V56H142ZM149 58H152V57H149ZM158 58H160V57H158ZM168 58H171V59H173V60H171L170 62H169V64L172 66V68H165V70H164V74H168L169 73V71H171L173 68H177V67H175V63H174V61H176V59H177V57H176V59L174 58V57H168ZM217 58V57H216ZM237 58V57H236ZM87 59H89V58H87ZM131 59V58H130ZM175 59V60H174ZM220 59V58H219ZM239 59H241V58H239ZM259 59V58H258ZM36 60V61H35ZM147 60V59H146ZM150 59H148V61H149ZM153 60V59H152ZM155 60V59H154ZM228 60V59H227ZM244 60V61H243ZM249 60V59H248ZM247 59H245L244 57L242 58V60H241V62H239L238 64L241 66V69H239L240 70V72H243L244 73V71L246 70L247 71V69H248V67L250 66V65H252V64H250L251 62H253V61H251L250 60V63H249V65H248V61ZM260 60V59H259ZM74 61V60H73ZM123 61H125V60H122V61H120L119 63L117 62V66L119 67V69H121L120 67L123 65V64H125ZM131 62L133 61V60H130ZM141 61V60H140ZM142 61L145 63V59H142ZM159 61V60H158ZM178 61V60H177ZM220 61V60H219ZM224 61V60H223ZM33 62H35L34 64H33ZM70 62H71V60H70ZM75 62V61H74ZM80 62H82V61H80ZM221 63L218 65V64H216V65H218L217 66V68H216V70H215V68H214V66H213V62L210 64V67H211V71H210V73H209V75H206V74H204V72H203V74L204 75H202V74H199V73H195L196 74V80L197 79H199V78H202V76H205L206 75V79H208V81H210V82H207V83H204L203 85H202V90H204L206 93H209V94H205V96H202L203 97V99L202 98H200L201 100H200V102H202V103H204V101H205V103H207L208 104V107H209V114H208V116H207V120H208V122H207V124H208V126H209V129H208V132H209V138L208 139H210L211 141H209L208 139H206V140H204V142H201V141H199V143H198V141H197V145L198 144H200L201 145V143H204L203 144V146H199V148L201 149L200 151V153H201V155L202 156H207V153L209 154V153H214L215 151H218V153H219V156H216L215 154H211L210 156H208V157H212V162H214V160H213V158L214 159H218L219 160V162H222V161H225L226 160V154L224 153L225 152V144H226V142H225V140H227V135H226V133H225V131H224V129H223V126L221 125V123L219 122V120H218V118H217V116H218V104L220 103L219 101L218 102H214V101H212L211 99H213L215 96H218L217 98H220V97H222L223 96V92L224 91H233L232 89H235V88H240L239 87V85L241 84L242 85V83L240 82V84L239 83H237L236 81H237V79L235 78V79H233V78H231V75L233 76V74H234V72L233 71H229L230 69L232 70L234 67H232L231 68V66H233V65H231L230 63V65L227 63H223L222 61H220ZM233 62H235V61H233ZM261 62V61H260ZM259 62V63H260ZM68 63V62H67ZM143 63V64H144ZM157 63V62H156ZM207 63V62H206ZM64 64V63H63ZM62 64V65H63ZM66 64V63H65ZM74 64V63H73ZM77 64V63H76ZM81 64V63H80ZM120 64V65H119ZM142 63H138L137 64V66H139V70H140V68H142V65H141ZM146 64V63H145ZM149 64V63H148ZM202 65H203V62L201 63ZM201 64H200V62H199V60H197L196 61V63L194 64V67L195 66H198L199 65V69H201ZM236 64V63H235ZM234 64V65H235ZM237 64V65H238ZM257 64V63H256ZM107 65V64H106ZM178 65H179V63H178ZM207 66H208V64H206ZM236 65V66H237ZM254 65V64H253ZM259 65V64H258ZM261 65V64H260ZM64 66V65H63ZM68 66H70L71 67V65H68ZM81 66H83V65H81ZM93 66H95V65H93ZM113 66H116L115 64L113 65ZM127 66V65H126ZM125 66V67H126ZM144 66V65H143ZM180 66V65H179ZM178 66V67H179ZM239 66V67H240ZM26 67H27V69H26ZM159 68H156L155 70H156V74H158L159 75V73H157V69H160V66H158ZM181 67V66H180ZM209 67V66H208ZM209 67V68H210ZM223 67H225V69L223 68ZM251 67V66H250ZM259 67V66H258ZM35 68V71H33V69ZM66 68H67V65H66ZM91 68V67H90ZM97 68V67H96ZM103 68V67H102ZM109 68V67H108ZM196 68V67H195ZM207 68V67H206ZM254 68H256V67H254ZM49 69V70H50ZM87 69V68H86ZM92 69V68H91ZM122 69H123V67H122ZM127 69H128V67H127ZM137 69V70H138ZM198 69V68H197ZM229 69V70H228ZM235 69H237V68H235ZM55 70V69H54ZM66 70V69H65ZM64 70V71H65ZM96 70V69H95ZM114 70H115V72H113V75L112 74H110V76L109 77H111V75H112V77H114L115 79H117V69L114 67ZM113 70V71H114ZM132 70H133V68L131 67V69H129V71L130 72H132ZM135 70H136V68H135ZM142 70V69H141ZM143 70H144V68H143ZM162 70H163V68H162ZM175 71H176V69H174ZM184 70V69H183ZM186 70V69H185ZM202 70V69H201ZM223 70L224 72H221V71ZM226 70L228 71V72H226ZM238 70V69H237ZM251 70H254V69H251ZM256 70H258V69H256ZM86 71V70H85ZM123 71V70H122ZM205 71V70H204ZM207 71V70H206ZM216 71L218 72V71H220L221 73H224V74H222V77L223 76H228V78H226V79H222L221 78V80H219L218 78L216 79ZM236 71V70H235ZM261 71V70H260ZM20 72H22V73H20ZM50 72V71H49ZM82 72V71H81ZM103 72V71H102ZM159 72V71H158ZM177 72V71H176ZM201 72V71H200ZM231 73V75H228V74H226V73ZM237 72V71H236ZM239 72V73H240ZM263 72H264V70H263ZM99 73V72H98ZM111 73V72H110ZM137 73V72H136ZM162 73V74H163ZM184 73V75L186 76V74H187V72H183ZM193 73V72H192ZM221 73H220V75H221ZM238 73V72H237ZM247 73V72H246ZM252 73V72H251ZM261 73H262V71H261ZM28 74H30V73H28ZM57 74H59V72L57 73ZM124 74V73H123ZM135 74V73H134ZM170 74V73H169ZM172 74V73H171ZM245 74V73H244ZM249 74V73H248ZM258 74V73H257ZM14 75V74H13ZM13 75H6V76H9V77H14ZM74 75H75V71H74V69H72V70H68V73L67 74H62V76L60 77V76H58V78H57V81L59 82H56V83H54V84H57V85H64V84H66L69 80H70V83H71V81L73 80V78H74ZM81 75V74H80ZM97 75V74H96ZM105 75V74H104ZM137 75V74H136ZM135 75V76H136ZM149 75V74H148ZM188 75H190V73L188 74ZM202 75V76H201ZM219 75V74H218ZM241 75V74H240ZM243 75V74H242ZM251 75V74H250ZM264 75V74H263ZM50 76V75H49ZM57 76V75H56ZM67 76V77H66ZM138 76H139V73H138ZM29 77V76H28ZM28 77H26V78H28ZM43 77V78H44ZM96 77V76H95ZM109 77H107V79L109 78ZM119 77V76H118ZM193 77V76H192ZM192 77H190V78H192ZM244 77V76H243ZM21 78H22V76H21ZM144 78V77H143ZM186 78H189V77H187L186 76ZM194 78V77H193ZM204 78V77H203ZM224 78V77H223ZM246 78V77H245ZM248 78H250V77H248ZM32 79V78H31ZM34 79V78H33ZM72 79V80H71ZM102 79V78H101ZM125 79V78H124ZM145 79V78H144ZM165 79V78H164ZM257 79V78H256ZM9 80V79H8ZM120 80V79H119ZM119 80H117L118 82H119ZM192 80V79H191ZM190 80V81H191ZM3 81H5V79L3 80ZM34 81V80H33ZM116 81V82H117ZM146 81V80H145ZM164 81V80H163ZM168 81V80H167ZM187 81V80H186ZM195 81V80H194ZM211 81H217V84H214V83H211ZM246 81V80H245ZM24 82V81H23ZM108 82V81H107ZM244 82V81H243ZM1 83H4V82H1ZM1 83H0V85H1ZM10 83V82H9ZM113 83V82H112ZM189 83V82H188ZM192 83V82H191ZM190 83V84H191ZM250 84H251V82H249ZM23 84V83H22ZM42 84V83H41ZM108 84V83H107ZM110 84V83H109ZM160 84H162V86L163 87H165V88H168V89H170V90H173L174 88H175V86H176V84H175V81H173V83H171V80H170V82H169V84H165V83H160ZM197 84V83H196ZM252 84H254V83H252ZM251 84V85H252ZM3 85V84H2ZM95 85V84H94ZM116 85V84H115ZM115 85H113L114 87H115ZM121 85V84H120ZM178 85V84H177ZM219 85V86H218ZM247 85V84H246ZM255 85V84H254ZM13 86V85H12ZM27 86V85H26ZM47 86H49V85H47ZM142 86V85H141ZM194 86V85H193ZM15 87V86H14ZM25 87V86H24ZM38 87H40L39 85H38ZM37 87V88H38ZM54 87V86H53ZM68 87H71V85L70 86H68ZM119 87V86H118ZM195 87V86H194ZM212 88V90L214 89L215 90V92H208V90L210 91V89H208V88ZM242 87H245V85L244 86H242ZM252 88H253V85L251 86ZM255 87V86H254ZM20 88H21V86H19V89L17 90V92L14 94L15 96L14 97H11L10 95H8V93H7V95L8 96H10V97H8V98H6V100H5V107H4V113H3V109H2V107L4 106V104H2V106L0 105V126H1V124L2 125H4L5 126V131H6V133H8L11 137H13L14 139H16L17 141H19V142H22L23 141V139L25 140V139H27V138H25V135H26V131H24V130H22V128H21V120H20V118H18V116H17V113H16V110H18L17 108L20 106V105H23L22 103L25 101H27L28 100V97H29V95H28V92H29V90H27L28 89V87L27 88H24V89H21L20 90ZM36 88V87H35ZM42 88V87H41ZM192 88V87H191ZM249 89L251 92H252V94H254L253 93V91L251 90V88L250 87H246V89ZM91 89V88H90ZM246 89H236L235 91H237L238 92V94L240 93L241 95H239V97H241V99H243V104H244V106H243V110H242V114L241 115H236V117L234 118V120H233V126H234V124L236 123V125H237V130H236V127H235V130H236V133H238V135L240 136V138L241 139H244L245 138V136H246V134L248 133L249 134V131H250V129L252 128V124H251V121H252V119H253V117H254V114H255V111H254V109H253V111H254V113H253V111H251L250 110V108L248 107V102L247 101H249V94H251L248 90V92L246 91ZM6 90V87L4 86H2V87H0V94L1 93H4V91ZM15 90V89H14ZM116 91H117V89H115ZM123 90H125V89H123ZM195 90H198V89H195ZM13 91V90H12ZM49 91V90H48ZM113 91V90H112ZM175 91H176V89H175ZM258 91V90H257ZM260 91V90H259ZM8 92V91H7ZM24 92H26L27 94L25 95L24 94ZM158 92V91H157ZM173 93H175L174 95H172L170 98H169V100L171 101V103L173 104V105H175V104H177V103H179V101L182 99V98H184V96H185V94H186V91H184V92H179V93H176V92H174V91H172ZM178 92V91H177ZM195 92V91H194ZM198 92V91H197ZM196 92V93H197ZM107 93V92H106ZM113 93V92H112ZM124 93H126V92H124ZM135 93V92H134ZM160 93V92H159ZM201 93H202V91H201ZM109 94H110V91H109ZM120 94V93H119ZM119 94H118V96H119ZM131 94V93H130ZM172 94V93H171ZM6 95V94H5ZM33 95V94H32ZM111 95H113V94H111ZM131 95H134V94H131ZM202 95H204V94H202ZM109 96V95H108ZM135 96V95H134ZM147 96V95H146ZM194 96H196V97H199V92H198V95L197 94H195ZM243 96H246V97H248L249 99H247V100H245L244 98H243ZM40 97H42V96H40ZM131 97V96H130ZM169 97V96H168ZM4 98V97H3ZM12 98V99H11ZM72 98H73V93H72V91H69V98H66V100H64V98H63V96L62 95H56L55 97L54 96H50V97H46V101H45V103H44V114H45V117H46V119H47V121L50 119V118H52L53 117V115L55 114V112H58V110H59V108L61 107V106H67V104L69 105L70 103H72ZM124 98H126L125 96H124ZM135 98V97H134ZM194 98V97H193ZM227 98V97H226ZM263 98V97H262ZM2 99V98H1ZM111 99H113V101H114V105L116 104H123V100L125 101V99H123V96L122 95H120L119 97H117L116 95H114L113 97L111 96ZM137 99V98H136ZM135 99V100H136ZM222 99H224V97L222 98ZM221 99V100H222ZM198 100V99H197ZM250 100H253V97L250 99ZM110 101V100H109ZM130 101V100H129ZM158 101V100H157ZM40 102V101H39ZM111 102V101H110ZM126 102V101H125ZM132 102V101H131ZM193 102H194V99H193ZM200 102H198V105H201L202 103H200ZM252 102H255V101H252ZM105 103H107L108 104V102L105 100ZM136 103H138L137 101H136ZM170 103V104H171ZM196 103V102H195ZM194 103V104H195ZM261 103V102H260ZM82 104V103H81ZM109 104H112V103H109ZM108 104V105H109ZM127 104H129V102L127 103ZM134 104V103H133ZM169 104V105H170ZM188 104H189V102H188ZM191 104V103H190ZM252 104V103H251ZM254 104V103H253ZM256 105L258 104L257 102L255 103ZM113 105V106H114ZM117 105V106H118ZM182 105V106H181ZM181 107H180V109H182V113H183V111L185 110L186 112H190V110H188L187 109V107H186V102H184L183 104L181 103ZM214 105H215V108H214ZM37 106V104H33V105H31V108L32 107H36ZM122 106V105H121ZM121 106L119 107V108H121ZM139 106V105H138ZM73 107H74V104H73ZM76 107V106H75ZM99 107V106H98ZM110 107H112V106H110ZM124 107V106H123ZM128 107V106H127ZM134 107H136V106H134ZM168 106H166V108H167ZM251 107H253V105H251ZM257 107H259V106H257ZM43 108V107H42ZM92 108V107H91ZM174 108V107H173ZM172 108V109H173ZM176 108V107H175ZM261 108H262V106H261ZM19 109H20V107H19ZM28 109V108H27ZM26 109V110H27ZM100 109V108H99ZM133 109V108H132ZM135 109V108H134ZM179 109V108H178ZM190 109V108H189ZM214 109H215V113L217 114H215L214 113ZM21 110V109H20ZM29 110V109H28ZM104 110V109H103ZM119 110H121L122 112H123V110L122 109H119ZM125 110V109H124ZM171 110V109H170ZM177 110V109H176ZM264 110V109H263ZM262 110V111H263ZM19 111V110H18ZM97 111V110H96ZM161 111V110H160ZM257 111V110H256ZM40 112V111H39ZM90 112V111H89ZM98 112H99V110H98ZM105 112V111H104ZM126 112V111H125ZM136 112V111H135ZM167 112H168V110H167ZM180 112H181V110H180ZM241 112V111H240ZM40 113H42V112H40ZM103 113V112H102ZM106 113V112H105ZM170 113V112H169ZM173 113V112H172ZM19 114V113H18ZM38 114V113H37ZM141 114V113H140ZM158 114H160V113H158ZM171 114V113H170ZM178 114V113H177ZM39 115V114H38ZM123 115V114H122ZM163 115V114H162ZM173 115V114H172ZM182 115V114H181ZM41 116V115H40ZM161 116V115H160ZM20 117V116H19ZM37 117V116H36ZM39 117V116H38ZM44 117V116H43ZM102 117H104V116H102ZM105 117H106V115H105ZM104 117V118H105ZM127 118V117H126ZM161 118V117H160ZM263 119V121H264V114H262V117H261V115H260V117H259V119ZM37 119V118H36ZM41 119H43V120H46V119H44V118H40L39 120H41ZM136 119V118H135ZM152 119V118H151ZM182 119H185V118H182ZM203 118H201V120H202ZM33 120V119H32ZM160 120V119H159ZM165 120V119H164ZM172 120V119H171ZM101 121V120H100ZM103 121V120H102ZM120 121V120H119ZM176 121V120H175ZM183 121V123H181L180 125L184 128V127H186L185 125H191V123H192V121H191V119H189L188 121H186V124H185V122H184V120H182ZM203 121V120H202ZM205 121V120H204ZM241 121H242V123H241ZM154 122V121H153ZM165 122V121H164ZM163 122V123H164ZM174 122V121H173ZM33 123H34V121H33ZM140 123V122H139ZM160 123H162V122H160ZM244 125V126H242V128L240 129V127H241V125ZM264 124V123H263ZM24 125V124H23ZM70 125V124H69ZM77 125V124H76ZM142 125H143V123H142ZM172 125H176V123H174V124H172ZM187 125V128L188 127H190L191 128V126H188ZM72 126H73V124H72ZM117 126V125H116ZM121 126V125H120ZM159 126V125H158ZM165 126H167V125H165ZM164 126V127H165ZM179 126V125H178ZM207 126V127H208ZM254 126V125H253ZM257 126V125H256ZM261 126H263L262 125V123H260V125L258 126V128L259 127H261ZM43 127V126H42ZM172 127V126H171ZM77 128V127H76ZM190 128H188V129H190ZM138 129V128H137ZM172 129V128H171ZM239 129H240V133H239ZM260 129V128H259ZM2 130H3V128H2ZM26 130V129H25ZM72 130V129H71ZM151 130V129H150ZM207 130V129H206ZM234 130V129H233ZM5 131H3V132H5ZM167 131V130H166ZM229 131V130H228ZM174 132V131H173ZM231 132V131H230ZM229 132V133H230ZM156 133V132H155ZM154 133V134H155ZM169 133V132H168ZM178 133V132H177ZM234 133V132H233ZM4 134V133H3ZM187 134V133H186ZM126 135H127V133H126ZM160 135V134H159ZM169 135V134H168ZM185 135V134H184ZM183 135V136H184ZM230 135H232V133L230 134ZM153 136V135H152ZM151 136V137H152ZM3 137V135L1 134V132H0V138H2ZM7 137V136H6ZM5 137V138H6ZM9 137V136H8ZM10 137V138H11ZM29 137V136H28ZM129 137V136H128ZM133 137V136H132ZM179 137V136H178ZM4 138V137H3ZM44 138V137H43ZM131 138V137H130ZM129 138V139H130ZM158 138V137H157ZM189 138H191L190 136H189ZM70 139V138H69ZM149 139V138H148ZM153 139V138H152ZM239 139V138H238ZM240 139V140H241ZM4 140V139H3ZM8 140H9V138H8ZM8 140H6V141H8ZM13 140V139H12ZM15 140V141H16ZM41 140V139H40ZM42 140H45V139H42ZM74 140V139H73ZM154 140V139H153ZM190 140V139H189ZM260 140H261V138H260ZM10 141V140H9ZM8 141V142H9ZM69 140H67V142H68ZM71 141V140H70ZM69 141V142H70ZM148 141V140H147ZM183 141H184V139H183ZM231 141V140H230ZM242 141H244V140H241V142ZM257 141H258V138H257ZM0 142H2V141H0ZM25 142V141H24ZM27 142V141H26ZM140 142V141H139ZM169 142H171V141H169ZM187 141H185V143L183 144L182 143V145H181V147L183 146V148L182 149H180L181 151H178L179 152V154H178V157L180 158V163H179V165L178 166H176L177 167V169L176 170H178V173H179V175H181V172H189L190 170H191V162L193 161L192 160V156H191V154H190V150H189V148L191 147L190 145H192V144H194V142L191 144L190 142H187ZM209 142H211L214 146H212V145H210L209 144ZM256 142V141H255ZM18 143V142H17ZM46 143V142H45ZM78 143V142H77ZM145 143V142H144ZM164 143V142H163ZM188 143H190V144H188ZM8 144V143H7ZM15 144H16V142H15ZM19 144H21V143H19ZM57 144V143H56ZM141 144V143H140ZM262 144V143H261ZM260 144V145H261ZM26 145V144H25ZM45 145V144H44ZM61 145H62V143H61ZM68 145H69V143H68ZM67 145V146H68ZM156 145V144H155ZM178 145V144H177ZM119 146V145H118ZM117 146V147H118ZM126 146H128V145H126ZM131 146H132V144H131ZM190 146V147H189ZM108 147V146H107ZM153 147V146H152ZM155 147V146H154ZM173 147V146H172ZM179 147V146H178ZM202 147V148H201ZM4 148V147H3ZM32 148V147H31ZM61 148V147H60ZM79 148H81V147H79ZM106 148V147H105ZM156 148H157V146H156ZM257 149L259 148V146L258 147H256ZM264 148V147H263ZM22 149V148H21ZM70 149V148H69ZM86 149H87V147H86ZM178 149V148H177ZM261 149H262V146H261ZM6 150V149H5ZM13 150V149H12ZM15 150V149H14ZM77 150V149H76ZM81 150H83V149H81ZM158 150V149H157ZM165 150V149H164ZM169 150V149H168ZM174 150V149H173ZM172 150V151H173ZM192 150V149H191ZM199 150V149H198ZM252 150V149H251ZM20 151H23V150H20ZM43 151V150H42ZM85 151V150H84ZM89 151V150H88ZM107 151V150H106ZM127 151V150H126ZM134 151V150H133ZM139 151H140V149H139ZM257 151V150H256ZM61 152V151H60ZM64 152V151H63ZM97 152V151H96ZM193 152V151H192ZM5 153V152H4ZM12 153V152H11ZM57 153V152H56ZM67 153H68V150H67ZM85 154H88V153H86V152H84ZM108 153V152H107ZM136 153V152H135ZM200 153L198 154V155H200ZM235 153V158H236V160H235V163H234V165H235V170H237V173L239 172L238 170H239V167H240V164H239V162H240V158H239V156H238V152L236 151V152H234ZM254 153H255V151H254ZM259 153V152H258ZM69 154H71L73 157H75L74 155H73V153H69ZM76 154V153H75ZM79 154H81V155H83L82 153H81V151L79 150ZM105 154V153H104ZM158 154H159V152H158ZM251 154H253V152L251 153ZM257 154V153H256ZM7 155V154H6ZM16 155V153H14V156ZM20 155V154H19ZM26 155H28V153L26 154ZM32 155H33V153H32ZM47 155V154H46ZM99 155V154H98ZM106 155V154H105ZM113 155V154H112ZM173 155V154H172ZM197 155V156H198ZM200 155V156H201ZM258 155H260V153L258 154ZM4 156V155H3ZM17 156V155H16ZM24 157H25V155H23ZM84 156V155H83ZM103 156V155H102ZM144 156V155H143ZM167 156H168V154H167ZM199 156V157H200ZM261 156V155H260ZM27 157V156H26ZM36 157V156H35ZM40 157V156H39ZM44 157V156H43ZM67 157H68V155H67ZM91 157V156H90ZM100 157V156H99ZM98 157V158H99ZM106 157V156H105ZM207 157V158H208ZM9 158V157H8ZM32 158L34 159V157L32 156ZM32 158H30V159H32ZM45 158V157H44ZM43 158V159H44ZM49 158V157H48ZM70 158V157H69ZM75 158H77V157H75ZM133 158V157H132ZM176 158V157H175ZM239 158V159H238ZM259 158V157H258ZM4 159H5V157H4ZM15 159H17V158H15ZM20 159V158H19ZM37 159V158H36ZM41 159V158H40ZM42 159V160H43ZM88 159V158H87ZM90 159V158H89ZM71 160V159H70ZM78 160V159H77ZM83 160L85 161V159L83 158ZM91 160V159H90ZM105 160V159H104ZM159 160V159H158ZM175 160V159H174ZM182 160H186V161H189L187 164L186 163H184V164H186V166L184 167V165L181 163V161ZM200 160H201V157H200ZM200 160H199V167H200V169L201 168H203V163L205 164L206 162H204V160L202 161V162H200ZM206 160V159H205ZM208 160H209V158H208ZM19 160H17L16 161V163L18 162ZM31 161H33V160H31ZM38 161V160H37ZM51 161V160H50ZM151 161V160H150ZM176 161V160H175ZM20 162V161H19ZM133 162V161H132ZM168 162V161H167ZM34 163V162H33ZM56 163V162H55ZM102 163V162H101ZM106 163V161L103 163V165ZM170 163V162H169ZM224 163V162H223ZM222 163V164H223ZM225 163H227V160L225 161ZM229 163V162H228ZM10 164H12V163H10ZM15 164V163H14ZM29 164H31V163H29ZM124 164V163H123ZM176 164V163H175ZM196 164H197V162H196ZM213 165H209V164H207V166L205 167V169L206 170H208L209 172L212 170V171H214V172H216L219 168H220V163H218V164H214V163H212ZM1 165V164H0ZM5 165V164H4ZM13 165V164H12ZM59 165V164H58ZM58 165H57V167H58ZM61 165H63V164H61ZM97 165H99L98 163H97ZM107 165V164H106ZM164 165H165V163H164ZM215 165H217L216 167H215ZM233 165V164H232ZM23 166V165H22ZM41 166V165H40ZM91 166V165H90ZM89 166V167H90ZM102 166V165H101ZM110 166V165H109ZM144 166V165H143ZM149 166H151V165H149ZM263 166V165H262ZM2 167V166H1ZM0 167V168H1ZM23 167H25V166H23ZM31 167V166H30ZM64 167H66V166H64ZM108 167V166H107ZM106 167V168H107ZM113 167V165L111 166V167H108L107 169L108 170H111V169H114V167ZM128 167V166H127ZM156 167V166H155ZM260 167H261V165H260ZM32 168V167H31ZM36 168H37V166H36ZM91 168V167H90ZM99 168V167H98ZM101 168H103V167H100V169ZM121 168V167H120ZM144 168V167H143ZM143 168H142V170H143ZM150 168H152V167H150ZM170 168V167H169ZM195 168V167H194ZM4 169V168H3ZM2 169V170H3ZM15 169V168H14ZM27 169V168H26ZM41 169V168H40ZM46 169V168H45ZM84 169V168H83ZM96 169V168H95ZM199 169V168H198ZM23 170V169H22ZM25 170V169H24ZM29 170V169H28ZM38 170V169H37ZM97 170V169H96ZM104 170V169H103ZM103 170H102V172H103ZM163 170V169H162ZM167 170V169H166ZM165 170V171H166ZM6 171V170H5ZM79 171V170H78ZM77 171V172H78ZM87 171H89V170H87ZM92 171V170H91ZM157 171V170H156ZM173 171V170H172ZM196 171H197V168H196ZM203 171H204V169H203ZM2 172V171H1ZM0 172V173H1ZM22 172V171H21ZM75 172H76V170H75ZM80 172V171H79ZM198 172V171H197ZM6 173V172H5ZM18 173V172H17ZM16 173V174H17ZM43 173V172H42ZM60 173H62V172H60ZM66 173V172H65ZM86 173V172H85ZM92 173H94V172H92ZM91 173V174H92ZM122 173H123V171H122ZM121 173V174H122ZM139 173V172H138ZM150 173V172H149ZM199 173H201V172H199ZM211 173V172H210ZM224 173H225V171H224ZM2 174H4V173H2ZM15 174V176H17ZM25 174V173H24ZM51 174H52V172H51ZM91 174H89L90 176H91ZM159 174V173H158ZM157 174V175H158ZM171 174H172V172H171ZM173 174H174V171H173ZM207 174H209V173H207ZM18 175H19V173H18ZM22 175V174H21ZM29 175V174H28ZM37 175V174H36ZM45 175H47L46 173H45ZM57 175H59V174H57ZM62 175V174H61ZM76 176H77V174H75ZM82 175V174H81ZM143 175V174H142ZM152 175V174H151ZM169 175V174H168ZM210 175V174H209ZM223 175V172L222 173H220L219 175H218V177H220V176H222ZM64 176V175H63ZM68 176V175H67ZM127 176V175H126ZM146 176V175H145ZM155 176V178H156V175H154ZM171 176V175H170ZM195 176H198V174H196ZM202 176V175H201ZM200 176V177H201ZM208 176V175H207ZM234 176H235V173H234ZM257 176V175H256ZM255 176V177H256ZM27 177V176H26ZM26 177H24V178H26ZM53 177H55L56 178V176L55 175H53ZM84 177V176H83ZM82 177V178H83ZM93 177V176H92ZM236 177V176H235ZM17 178V177H16ZM23 178V179H24ZM29 178V177H28ZM27 178V179H28ZM50 178V177H49ZM54 178V179H55ZM82 178H80V179H82ZM160 178V177H159ZM181 178H184V177H182L181 176ZM186 178V177H185ZM196 178H198V177H196ZM202 178V177H201ZM200 178V179H201ZM238 178V177H237ZM27 179H25V180H27ZM68 179V178H67ZM77 179H79V177L77 178ZM94 179H96V178H94ZM128 179V178H127ZM232 179V178H231ZM35 180V179H34ZM86 180V179H85ZM144 180V179H143ZM198 180H199V178H198ZM236 180H238V179H236ZM14 181H16V180H14ZM35 181H38V180H35ZM57 181V180H56ZM83 181V180H82ZM104 181L105 182H107V180L106 179H104ZM151 181V180H150ZM184 181V180H183ZM195 181V180H194ZM221 181H222V178H221ZM259 181V180H258ZM17 182V181H16ZM63 182V181H62ZM65 182V181H64ZM80 182V181H79ZM127 182V181H126ZM136 182V181H135ZM156 182V181H155ZM195 182H197V181H195ZM223 182V181H222ZM238 182H239V180H238ZM12 183V182H11ZM37 183V182H36ZM68 183V182H67ZM73 183V182H72ZM75 183H78V182H75ZM84 183V182H83ZM98 183V182H97ZM103 183V182H102ZM110 183V182H109ZM170 183H172V182H170ZM192 183V182H191ZM5 184V183H4ZM10 184V183H9ZM32 184V183H31ZM70 184H71V182H70ZM70 184H68V185H70ZM84 184H86V183H84ZM99 184V183H98ZM101 184V183H100ZM107 184V183H106ZM197 184H200L199 182H197ZM6 185V184H5ZM25 185H27V184H25ZM25 185H23V188H24V186ZM45 185V184H44ZM86 185H88V184H86ZM107 185H109V184H107ZM110 185H111V183H110ZM159 185H160V183H159ZM180 185V184H179ZM262 184H260V186H261ZM40 186V185H39ZM52 186V185H51ZM54 186V185H53ZM75 186V185H74ZM85 186V185H84ZM88 186H90V187H88V189L89 188H91V185H88ZM178 186V185H177ZM199 186V185H198ZM197 186V187H198ZM239 186V185H238ZM13 187V186H12ZM47 187V186H46ZM58 187H59V185H58ZM80 187V186H79ZM97 187V186H96ZM100 187V186H99ZM106 187V186H105ZM138 187V186H137ZM170 187V186H169ZM92 188H93V185H92ZM98 188V187H97ZM104 188V187H103ZM178 188H179V186H178ZM229 188H231L230 186H229ZM5 189V188H4ZM15 189V188H14ZM17 189V188H16ZM33 189V188H32ZM94 189V188H93ZM143 189V188H142ZM157 189H158V187H157ZM156 189V190H157ZM176 190H177V188H175ZM175 189H174V191H175ZM189 189V188H188ZM188 189H186V190H188ZM0 190H1V193H0V197H8L7 196V194L5 193V191L2 189V188H0ZM42 190V189H41ZM68 190V189H67ZM85 190V189H84ZM91 190V189H90ZM103 191H106L105 190V188L104 189H102ZM140 190V189H139ZM144 190H145V188H144ZM143 190V191H144ZM154 190V189H153ZM152 190V191H153ZM183 190V189H182ZM185 190V189H184ZM185 190V191H186ZM190 190V189H189ZM189 190L187 191V192H189ZM205 190H206V188H205ZM8 191V190H7ZM60 191V190H59ZM83 191V190H82ZM93 191V190H92ZM92 191H91V193H92ZM142 191V190H141ZM147 191V190H146ZM198 191V190H197ZM258 191V190H257ZM17 193H18V191H16ZM58 192V191H57ZM62 192V191H61ZM63 192H64V190H63ZM86 192V191H85ZM100 192V191H99ZM108 192V191H107ZM106 192V193H107ZM169 192V191H168ZM179 192V191H178ZM200 192V191H199ZM29 193V192H28ZM42 193H43V190H42ZM52 193V192H51ZM54 193H55V191H54ZM89 194V192L87 193V195L89 196V198H90V200H91V198L92 199H95V195H92V194ZM106 193H104V195L106 194ZM149 193V192H148ZM177 193V192H176ZM182 193V192H181ZM181 193H179V194H181ZM10 194V193H9ZM19 194V193H18ZM56 194V193H55ZM99 194V193H98ZM141 194H144V193H138L137 194V196H136V198L138 199L139 198V196L141 195ZM183 194H186V193H183ZM232 194V193H231ZM234 194V193H233ZM232 194V195H233ZM33 195V194H32ZM52 195V194H51ZM54 195V194H53ZM82 195V194H81ZM103 195V194H102ZM176 195V194H175ZM188 195V194H187ZM25 196H26V194H25ZM57 196V195H56ZM62 196V195H61ZM84 196V195H83ZM179 196V195H178ZM9 197H11V199H12V201H13V203L15 204V203H17V202H22L19 198L17 199V197L16 196H14V195H12V196H9ZM8 197V198H9ZM22 197V196H21ZM143 197H145V195L143 196ZM166 197V196H165ZM167 197H168V195H167ZM166 197V198H167ZM176 197V196H175ZM49 198V197H48ZM103 198H105V197H103ZM134 198V197H133ZM147 198V197H146ZM170 198V197H169ZM179 198H180V196H179ZM181 198H182V196H181ZM232 198H234V196L232 197ZM3 199V198H2ZM35 200H36V198H34ZM100 199H102V197H100ZM99 199V200H100ZM23 200V199H22ZM32 200V199H31ZM97 200H98V197H97ZM97 200H94V201H97ZM120 200V199H119ZM165 200V199H164ZM48 201V200H47ZM46 201V202H47ZM93 201V202H94ZM101 201V200H100ZM103 201V200H102ZM139 201V200H138ZM157 201H159V200H157ZM245 201V200H244ZM3 203L5 202V200L4 201H2ZM7 202V201H6ZM38 202V201H37ZM93 202H91V204L92 205H88L87 207H91V208H93V206L95 205ZM104 202V201H103ZM153 202V201H152ZM160 202V201H159ZM235 202V201H234ZM246 202V201H245ZM24 203V202H23ZM23 203H22V205H23ZM31 203H34V202H31ZM55 203V202H54ZM56 203H58V202H56ZM101 203V202H100ZM99 203V205H101ZM126 203H128V202H125V204ZM130 203V202H129ZM136 203H138V202H136ZM149 203V202H148ZM168 203V202H167ZM14 204L12 205V208H13V206H14ZM25 204H26V202H25ZM29 204V203H28ZM68 204V202L66 203L65 202V205H67ZM103 204V203H102ZM105 204V203H104ZM125 204H124V207H125ZM245 204V203H244ZM6 205V204H5ZM4 205V206H5ZM43 205V204H42ZM58 205H59V203H58ZM61 205V204H60ZM98 205V206H99ZM110 205V204H109ZM112 205H114V204H112ZM129 205V204H128ZM133 205H134V203H133ZM198 205H200V208L201 209H203L204 207H205V205H204V203L203 202H200ZM4 206H3V208H4ZM26 206V205H25ZM29 206H30V204H29ZM28 206V207H29ZM36 206V205H35ZM120 206V205H119ZM142 206V205H141ZM145 206V205H144ZM242 206V205H241ZM6 207H8V208H6ZM5 208V212L4 213H8L9 215L7 216V220L6 221H8V222H10L11 224H13V226H16V216L18 215L17 214V212L16 211H14L13 209H11L8 205L6 206ZM66 207V206H65ZM100 207V206H99ZM129 207H131V206H129ZM133 207V206H132ZM137 207H139V206H137ZM228 207V206H227ZM232 207V206H231ZM233 207H234V205H233ZM47 208H49L48 206H47ZM52 208V207H51ZM56 208V207H55ZM64 208V207H63ZM98 208V207H97ZM141 208V207H140ZM34 209V208H33ZM41 209V208H40ZM44 209V208H43ZM56 209H58V210H60L59 208H56ZM129 209H131V208H129ZM139 209V208H138ZM142 209V208H141ZM255 209V208H254ZM12 210H13V212H12ZM19 210V209H18ZM27 210V209H26ZM133 210V209H132ZM161 210V205H160V209H159V211ZM213 210V209H212ZM51 211V210H50ZM53 211V210H52ZM52 211L50 212V214L52 213ZM158 211V212H159ZM179 211V210H178ZM47 212V211H46ZM45 212V213H46ZM48 212H49V210H48ZM57 212V211H56ZM133 214H132V218L127 222V225H128V227H130V229L131 230H135V229H139V220L137 219V217H134V214H138V215H140L141 214V212H139V210L138 211H134L133 210ZM147 212V211H146ZM148 212H150V211H148ZM147 212V213H148ZM215 212V211H214ZM13 213L15 214V218H14V216H13ZM59 213V212H58ZM68 213H72V211H68L67 212V214L65 213V216L63 217V218H61V217H59L58 219H57V217H56V220H54V221H48V222H45L44 221V217L46 216V214H45V216H29L28 217V219H29V221H27V222H29V226H27V224H26V226L27 227H30L29 228V235L27 236V237H29V238H31V239H33V240H35L36 242L38 241L37 240V238L39 239V243H40V241L42 240V246H43V248L45 249V250H49V251H52V249H57V247H58V257H59V259H62V258H64V257H69L73 252H74V254H75V257H76V252L75 251H77V250H72V249H70V248H66V245L64 246L63 244H62V241H64V239L60 236V232L61 231H63V230H71V229H74L75 230V232H77V227L75 226V224H76V222L74 221V217L73 218H71V217H69L68 216ZM151 214H152V212H150ZM157 213V212H156ZM171 213V212H170ZM169 213V214H170ZM173 213V212H172ZM43 215H44V213H42ZM48 214V213H47ZM49 214V215H50ZM53 214V213H52ZM60 214V213H59ZM174 214V213H173ZM176 214V213H175ZM257 214V213H256ZM49 215H47V217L49 216ZM143 215V214H142ZM145 215V214H144ZM143 215V216H144ZM156 215V214H155ZM178 215V214H177ZM61 216H62V214H61ZM147 216V215H146ZM170 216V215H169ZM172 216V215H171ZM174 216V215H173ZM12 217V218H11ZM19 217H20V215H19ZM18 217V218H19ZM21 217H22V215H21ZM20 217V218H21ZM52 217V216H51ZM153 217H154V215H153ZM23 218H24V216H23ZM23 218H21V219H23ZM50 218V217H49ZM53 218V217H52ZM52 218H50V219H52ZM55 218V217H54ZM130 218V217H129ZM145 218V217H144ZM167 218V217H166ZM173 218V217H172ZM161 220H163L164 219V217H163V219H162V217L160 218ZM159 219V220H160ZM175 219H176V217H175ZM19 220V219H18ZM148 220H150L151 221V219H149L148 218ZM166 220V219H165ZM164 220V221H165ZM25 221V220H24ZM71 221H72V223H71ZM168 222H169V220H167ZM179 222L178 223H180V220H178ZM21 222V221H20ZM161 222V221H160ZM171 222V221H170ZM177 222V221H176ZM18 223V222H17ZM53 224V226H54V229L52 230V229H50L49 228V225L50 224ZM159 223V222H158ZM23 224V223H22ZM25 224V223H24ZM23 224V225H24ZM176 224V223H175ZM175 224H174V226H175ZM176 225H178V224H176ZM251 225V224H250ZM159 226V225H158ZM161 226H162V223H161ZM173 226V227H174ZM252 226V225H251ZM25 227V226H24ZM160 227V226H159ZM165 227V226H164ZM169 227H170V225H169ZM23 228V227H22ZM161 228V227H160ZM167 228V227H166ZM172 228V227H171ZM61 229V230H60ZM115 229V228H114ZM175 229V228H174ZM21 230V229H20ZM27 230V229H26ZM25 230V228H24V230H22V231H26ZM162 230V229H161ZM102 231V230H101ZM105 231V230H104ZM157 231V230H156ZM170 231V230H169ZM27 233L26 234H28V231H26ZM103 232V231H102ZM106 232V231H105ZM140 232V231H139ZM175 232V231H174ZM239 232V231H238ZM61 233H63V232H61ZM115 233V232H114ZM173 233V232H172ZM176 233V232H175ZM15 234V233H14ZM158 234V233H157ZM209 234H210V232H209ZM16 235V234H15ZM108 235V234H107ZM0 236H2L3 238H4V244H6V246H10V244H11V242H12V237H10V234H8V233H0ZM26 236V235H25ZM101 236H102V234H101ZM103 236H104V234H103ZM151 236H153V238H152V240H154L155 239V237H156V232L154 231V235H152L151 233H149V234H145V235H138V237H141V238H144V239H148L149 237H151ZM208 237V236H207ZM210 237H211V235H210ZM106 238V237H105ZM215 238V237H214ZM236 238V237H235ZM256 238V237H255ZM259 238H261V237H259ZM107 239V238H106ZM237 239V238H236ZM235 239V240H236ZM258 239V238H257ZM208 240H210V239H208ZM207 240V241H208ZM259 240V239H258ZM16 241H18V240H16ZM28 241L30 242V240L28 239ZM54 241H57V246L54 244ZM140 241H142V242H146L145 240H140ZM212 241V240H211ZM256 241V240H255ZM15 242V241H14ZM31 242H33V241H31ZM92 242H94V241H92ZM135 242H137L138 244H145V243H139V241H135ZM157 242L158 243H160L161 242V239L160 238H158L157 239ZM238 242V241H237ZM236 242V243H237ZM80 244H81V246H83L82 245V241L81 242H79ZM103 243H105V242H103ZM110 243V242H109ZM235 243V242H234ZM259 243V242H258ZM0 244H1V242H0ZM72 244V243H71ZM91 244H93V243H91ZM68 245V244H67ZM73 245H75L76 246V244H73ZM86 245V244H85ZM96 245V244H95ZM173 245H175V244H173ZM2 246H4V245H2ZM30 246H32V245H30ZM75 246H74V248H75ZM78 246H80V245H77V247ZM142 246V245H141ZM27 247V246H26ZM37 247V246H36ZM86 247V246H85ZM85 247H83V249L85 248ZM87 247H89V248H93L92 247V245H91V247H90V244H88V246ZM96 247V246H95ZM170 247H172V246H170ZM174 248L173 249H171L170 248V250H171V254L172 255H174L176 252H177V254H178V251L180 250V249H175V248H178V246L176 245V246H173ZM200 247H202V246H200ZM31 248V247H30ZM33 248L34 249H36L34 246H33ZM40 248V247H39ZM73 248V249H74ZM80 248V247H79ZM82 248V247H81ZM145 248V247H144ZM32 249V248H31ZM34 249H32V250H34ZM38 249V248H37ZM75 249H78V248H75ZM102 249V248H101ZM147 249V248H146ZM224 249V248H223ZM3 250V249H2ZM80 250V249H79ZM78 250V251H79ZM100 250V249H99ZM148 250V249H147ZM12 251V250H11ZM242 251V250H241ZM258 251V250H257ZM6 252H8V251H6ZM34 252V251H33ZM47 252V251H46ZM89 252V251H88ZM95 252V251H94ZM35 253V252H34ZM33 253V254H34ZM44 253V252H43ZM48 253H51V252H48ZM144 253H146V252H144ZM183 253V252H182ZM13 254V253H12ZM33 254H32V257L34 258V256H33ZM52 254V253H51ZM53 254H55L54 253V250H53ZM81 254V253H80ZM91 254V253H90ZM96 254V253H95ZM94 254V255H95ZM14 255H16V252H15V254ZM84 255V254H83ZM112 255H115L114 254V251H113V249L111 248V243L110 244H108V246H107V248H105V249H103V250H101L99 253H98V259L97 260H94L95 258H92L93 259V261L91 260V259H88V260H91V262H93V263H95V264H129L127 261H124L122 258H120L119 260H117V261H114V260H111V259H109V257L110 256H112ZM77 256H81V255H77ZM85 256V255H84ZM185 256V255H184ZM47 257V256H46ZM52 257H54V256H52ZM74 257V258H75ZM89 257V256H88ZM183 257V256H182ZM29 258H30V256H29ZM56 258V257H55ZM66 258V259H67ZM146 257H144L143 256V259H145ZM201 258V257H200ZM241 258V257H240ZM53 259V258H52ZM84 259H85V257H84ZM30 260V259H29ZM34 260H35V258H34ZM51 260V259H50ZM58 260V259H57ZM54 261V260H53ZM61 261V260H60ZM72 261V260H71ZM31 262V261H30ZM56 262V261H55ZM63 262H65V261H63ZM69 262V261H68ZM66 263V264H69V263ZM221 262V261H220ZM74 263V262H73ZM77 263V262H76ZM87 263V262H86ZM85 263V264H86ZM211 263H212V261H211ZM58 264H59V262H58Z\"/></svg>",
  "mask_w": 264,
  "mask_h": 264
},
{
  "label": "water",
  "instance_id": "3",
  "mask_svg": "<svg viewBox=\"0 0 264 264\" xmlns=\"http://www.w3.org/2000/svg\"><path fill=\"white\" fill-rule=\"evenodd\" d=\"M76 4H77V6H78L81 10H83V11H87L89 8L92 7V5H93V0H92V3H91V6H89V7H84V6L82 5V0H76ZM233 21H235V23H236V19H234L233 17H231V18H229V19L225 22V24H224V29H225V31L230 32V31L233 30V28L235 27V23H234V24L232 23ZM65 28H66L65 26H59L58 29H57L58 33L61 34V35H66V34H68L69 30H68L67 32H65V31L63 30V29H65ZM208 89L212 90V88H210V87H209ZM233 96L237 97V98L241 101V107L239 108L238 111H236V112L233 114L232 119H231V122H229L228 119L225 118V114H224V112H225V105H228V104H229V101L231 100V98H232ZM243 106H244V104H243V100H242L237 94H235V93H231V94H229V95L227 96V98H226L223 102H220V103L218 104V107H217V108H218V113H219L221 119L223 120V122L225 123V125H226V127H227L228 129H230V130L232 129V127H233V120H234L235 116H236V115H237V114L243 109ZM153 203H158V204L160 205V202L156 200V201H153V202H149V203H147V204L144 206V209H145L146 211H149L148 206L151 205V204H153ZM159 209H160V208H159ZM158 211H159V210H156V211H150V212H152V213H156V212H158Z\"/></svg>",
  "mask_w": 264,
  "mask_h": 264
},
{
  "label": "snow or ice",
  "instance_id": "4",
  "mask_svg": "<svg viewBox=\"0 0 264 264\" xmlns=\"http://www.w3.org/2000/svg\"><path fill=\"white\" fill-rule=\"evenodd\" d=\"M92 0H82V5L84 7H89L91 6ZM233 24L235 23V21L232 22ZM65 32L68 31L67 28L63 29ZM241 107V101L233 96L231 98V100L229 101L228 105H225V118L228 119L229 122H231L232 116L233 114L239 110V108ZM149 211H156L159 210L160 205L158 203H153L151 205L148 206Z\"/></svg>",
  "mask_w": 264,
  "mask_h": 264
},
{
  "label": "crops",
  "instance_id": "5",
  "mask_svg": "<svg viewBox=\"0 0 264 264\" xmlns=\"http://www.w3.org/2000/svg\"><path fill=\"white\" fill-rule=\"evenodd\" d=\"M8 1H9V0H8ZM8 1L5 2L6 4L4 3V5L9 6ZM9 2H10V1H9ZM25 4H26V3H25ZM25 4H23V6H24ZM228 19H229V18H228ZM59 26H62V25H59ZM59 26H58V27H59ZM63 26H64V25H63ZM58 27H57V29H58ZM65 27L69 30V32H68V34H69V33H70V29H69V27H67V25H66ZM56 31H57V30H56ZM57 32H58V31H57ZM58 34H59V33H58ZM68 34H66V35H68ZM59 35H60V36H65V35H61V34H59ZM240 98H241V97H240ZM242 100H243V99H242Z\"/></svg>",
  "mask_w": 264,
  "mask_h": 264
}]
</instances>
